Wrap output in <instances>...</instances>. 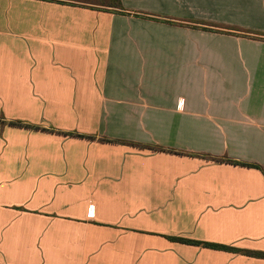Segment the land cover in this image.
Here are the masks:
<instances>
[{"label":"crops","instance_id":"crops-1","mask_svg":"<svg viewBox=\"0 0 264 264\" xmlns=\"http://www.w3.org/2000/svg\"><path fill=\"white\" fill-rule=\"evenodd\" d=\"M0 264H264V0H0Z\"/></svg>","mask_w":264,"mask_h":264},{"label":"trees","instance_id":"trees-1","mask_svg":"<svg viewBox=\"0 0 264 264\" xmlns=\"http://www.w3.org/2000/svg\"><path fill=\"white\" fill-rule=\"evenodd\" d=\"M109 3L113 4V5H116L118 3V0H108ZM10 124H13V125H17V126H23V127H31V128H34V129H38L39 127L38 126H31L29 124H26L24 122H21V121H10L9 122ZM64 134H69V135H75V136H79V137H89L87 135H83V134H77V133H73V132H70V133H64ZM151 149H159V150H163V148H157V147H153L151 146ZM217 161H229L231 163H236V164H240V165H245V166H254V167H259L258 165L256 164H250V163H245V162H238V161H232V160H229V159H215ZM177 240H180L184 243H194V244H203V245H206V246H210V247H214V248H226V246H223V245H218V244H211V243H206V242H199V241H193V240H187V239H183V238H176Z\"/></svg>","mask_w":264,"mask_h":264}]
</instances>
